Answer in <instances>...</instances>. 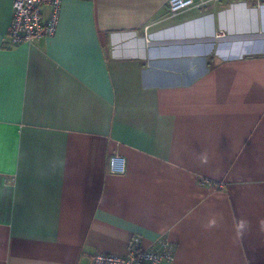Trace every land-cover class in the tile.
<instances>
[{"label":"crops","instance_id":"crops-1","mask_svg":"<svg viewBox=\"0 0 264 264\" xmlns=\"http://www.w3.org/2000/svg\"><path fill=\"white\" fill-rule=\"evenodd\" d=\"M167 1L61 0L52 36L13 45L0 0V264L134 234L172 264H264V0Z\"/></svg>","mask_w":264,"mask_h":264},{"label":"built area","instance_id":"built-area-1","mask_svg":"<svg viewBox=\"0 0 264 264\" xmlns=\"http://www.w3.org/2000/svg\"><path fill=\"white\" fill-rule=\"evenodd\" d=\"M217 0H168V13L173 16L191 8H201ZM61 0H13L12 18L8 27L7 39L13 45L31 44L35 40L52 36L56 30ZM49 6L45 15L43 6ZM125 160L119 154L111 155L108 160L110 173H123ZM175 243L162 235L148 245L140 235L130 237L125 254L95 252L89 257L88 264H172Z\"/></svg>","mask_w":264,"mask_h":264},{"label":"rangeland","instance_id":"rangeland-1","mask_svg":"<svg viewBox=\"0 0 264 264\" xmlns=\"http://www.w3.org/2000/svg\"><path fill=\"white\" fill-rule=\"evenodd\" d=\"M239 1V0H238ZM247 1H250V2H252L253 4H256V6H258V7H261L262 6V0H247ZM215 2V1H214ZM208 5V4H207ZM206 5V6H207ZM205 7V6H204ZM243 23H240L239 25H242Z\"/></svg>","mask_w":264,"mask_h":264}]
</instances>
